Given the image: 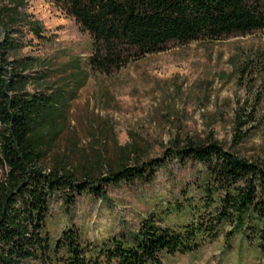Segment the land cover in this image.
<instances>
[{
    "label": "rangeland",
    "instance_id": "rangeland-1",
    "mask_svg": "<svg viewBox=\"0 0 264 264\" xmlns=\"http://www.w3.org/2000/svg\"><path fill=\"white\" fill-rule=\"evenodd\" d=\"M0 12L8 27L0 30V42L7 35L11 40L4 73L25 63V90L63 101L46 166L62 161L82 176L105 175L111 163L165 159L149 181L101 182V195L83 191L68 205L53 198L46 224L52 243L72 226L94 243L129 234L149 214L163 225L189 222L187 207L170 210L196 196L202 178L199 163H181L172 154L187 142H217L264 164V30L170 43L104 73L89 66L90 35L60 4L0 0ZM4 172L0 163V178ZM228 229L192 251L162 253V264H264L256 241L239 232L226 239Z\"/></svg>",
    "mask_w": 264,
    "mask_h": 264
},
{
    "label": "trees",
    "instance_id": "trees-1",
    "mask_svg": "<svg viewBox=\"0 0 264 264\" xmlns=\"http://www.w3.org/2000/svg\"><path fill=\"white\" fill-rule=\"evenodd\" d=\"M91 38L89 66L111 73L170 43L215 41L231 34L264 30V0H53ZM7 22L0 12V30ZM9 35L0 42V264H162V253H185L203 239H214L227 226L225 238L239 232L264 249V164L242 158L217 142H187L172 150L176 159L197 162L202 178L177 213L192 219L179 227L163 225L153 214L129 234L101 242L81 239L75 227L54 243L46 229L50 203L71 204L87 191L103 193L101 182L151 180L163 157L135 165L108 164L105 175L83 176L78 166L44 161L54 135L55 116L63 103L57 95L25 90L29 65H6ZM245 123V122H242ZM98 166H101L99 164Z\"/></svg>",
    "mask_w": 264,
    "mask_h": 264
}]
</instances>
